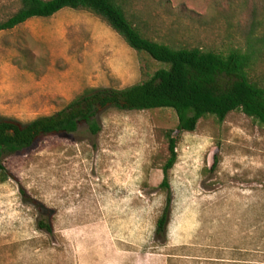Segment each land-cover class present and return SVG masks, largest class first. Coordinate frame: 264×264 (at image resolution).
<instances>
[{"label": "rangeland", "instance_id": "1", "mask_svg": "<svg viewBox=\"0 0 264 264\" xmlns=\"http://www.w3.org/2000/svg\"><path fill=\"white\" fill-rule=\"evenodd\" d=\"M130 2L158 43L218 52L243 44L245 0ZM17 7L0 0V20ZM146 62L150 74L160 68L88 12L31 19L0 33V118L27 124L87 89H125L141 81ZM95 119L97 135L80 123L4 160L11 177L0 183V264H264V125L239 111L223 123L201 120L193 133H178L169 109L106 107ZM168 130L177 162L161 246L154 231L166 202L158 168Z\"/></svg>", "mask_w": 264, "mask_h": 264}, {"label": "trees", "instance_id": "2", "mask_svg": "<svg viewBox=\"0 0 264 264\" xmlns=\"http://www.w3.org/2000/svg\"><path fill=\"white\" fill-rule=\"evenodd\" d=\"M17 9L0 20V33L14 30L31 19H48L63 9L85 11L103 21L140 60L160 66L152 74L142 67V79L122 90L87 89L61 111L27 124L0 118V183L10 179L6 158L31 148L49 135L73 134L80 123L97 135L101 128L95 117L100 109L118 111H174L178 133H193L201 120L214 118L223 123L232 112H241L264 125V0H245L247 23L243 44L226 52L199 47H174L151 40L146 27L129 13L130 0H15ZM147 59V60H146ZM168 157L158 168L159 189L166 193L164 209L157 219L154 240L164 246L171 219L172 194L169 174L177 162L178 139L173 130L164 132ZM218 158L213 157L210 172ZM38 228L53 232L44 221Z\"/></svg>", "mask_w": 264, "mask_h": 264}]
</instances>
